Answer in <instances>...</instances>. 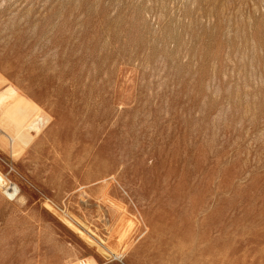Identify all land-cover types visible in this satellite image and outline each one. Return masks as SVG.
Segmentation results:
<instances>
[{
  "label": "rangeland",
  "instance_id": "obj_1",
  "mask_svg": "<svg viewBox=\"0 0 264 264\" xmlns=\"http://www.w3.org/2000/svg\"><path fill=\"white\" fill-rule=\"evenodd\" d=\"M10 87L0 264H264V0H0Z\"/></svg>",
  "mask_w": 264,
  "mask_h": 264
},
{
  "label": "bare ground",
  "instance_id": "obj_2",
  "mask_svg": "<svg viewBox=\"0 0 264 264\" xmlns=\"http://www.w3.org/2000/svg\"><path fill=\"white\" fill-rule=\"evenodd\" d=\"M39 112L37 107L31 105L21 98V96L14 94L11 87L0 92V129H2L1 131L3 133L0 139L2 137L8 138L10 141L9 146L12 148L15 144H27L29 139L27 130L33 128L38 130L39 124L44 121V118ZM42 113L44 112L42 111ZM3 182L4 178L0 175V184ZM7 193L10 197H13L18 193V188L15 186L11 192L7 191Z\"/></svg>",
  "mask_w": 264,
  "mask_h": 264
},
{
  "label": "built area",
  "instance_id": "obj_3",
  "mask_svg": "<svg viewBox=\"0 0 264 264\" xmlns=\"http://www.w3.org/2000/svg\"><path fill=\"white\" fill-rule=\"evenodd\" d=\"M0 136H1V129H0Z\"/></svg>",
  "mask_w": 264,
  "mask_h": 264
}]
</instances>
